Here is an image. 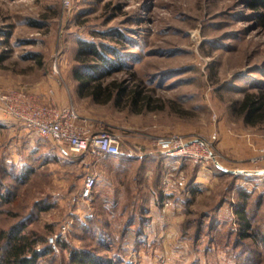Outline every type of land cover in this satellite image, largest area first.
Returning a JSON list of instances; mask_svg holds the SVG:
<instances>
[{
    "label": "rangeland",
    "instance_id": "1",
    "mask_svg": "<svg viewBox=\"0 0 264 264\" xmlns=\"http://www.w3.org/2000/svg\"><path fill=\"white\" fill-rule=\"evenodd\" d=\"M250 1L0 0V89L64 87L122 148L75 155L0 129V264L15 234L28 236L26 256L38 251L31 264H264V176L218 165L242 169L248 138L264 143V123L247 124L236 104L264 92V8ZM82 41L120 65L103 83L142 87L151 108L77 95L73 70L99 62L77 59ZM177 134L204 139L218 162L166 159L155 141Z\"/></svg>",
    "mask_w": 264,
    "mask_h": 264
},
{
    "label": "built area",
    "instance_id": "2",
    "mask_svg": "<svg viewBox=\"0 0 264 264\" xmlns=\"http://www.w3.org/2000/svg\"><path fill=\"white\" fill-rule=\"evenodd\" d=\"M67 6L70 0H67ZM53 73L60 74L57 60L53 63ZM51 97L47 100L40 92L29 90L24 86L0 89V119H13L29 131L43 138L50 139L57 145L68 147L75 155L117 156L122 154L120 138L110 131H97L88 118L81 116L73 104H62L53 98L55 90L49 88ZM216 139V136H214ZM155 145L168 158L193 160L208 164L217 163L216 153L210 145L200 137L188 138L182 135L158 137ZM264 159V153L254 156L251 161L258 164ZM230 170V169H229ZM238 174L262 173L263 170L237 169ZM97 182L96 173L85 176L81 196L89 199ZM52 247L57 250L56 239L50 238Z\"/></svg>",
    "mask_w": 264,
    "mask_h": 264
},
{
    "label": "trees",
    "instance_id": "3",
    "mask_svg": "<svg viewBox=\"0 0 264 264\" xmlns=\"http://www.w3.org/2000/svg\"><path fill=\"white\" fill-rule=\"evenodd\" d=\"M250 4L257 8H264V0H251ZM260 24L264 28V9L258 15ZM77 59L85 62L86 56H94L99 62L84 64L85 67L76 68L73 70V77L77 81L76 91L79 96H88L96 102L107 103L115 101L119 104L126 96V103L130 106H139L140 110L151 108V97L143 94L142 87H125L121 82L112 81L103 83L102 77L109 74L110 71L117 70L120 65L113 59L107 57L105 52L98 48L93 42L82 41L76 54ZM109 71V72H108ZM237 112L244 118V121L249 125L264 123V92H244L243 97L236 102ZM220 168V167H219ZM221 169V168H220ZM224 171L223 169H221ZM225 172V171H224ZM245 201L238 203L235 212L239 218L246 217ZM249 228V222L243 221ZM246 234V232H243ZM14 243L6 256V264H31L38 255L37 250H32L33 256H26L27 245L29 244L26 234H15L13 236ZM86 257V255H85ZM85 261L84 256L80 258ZM93 263H97L92 261ZM105 264V263H104ZM114 264V263H106Z\"/></svg>",
    "mask_w": 264,
    "mask_h": 264
},
{
    "label": "crops",
    "instance_id": "4",
    "mask_svg": "<svg viewBox=\"0 0 264 264\" xmlns=\"http://www.w3.org/2000/svg\"><path fill=\"white\" fill-rule=\"evenodd\" d=\"M21 86H24V87L28 88L29 90L42 93L46 100L49 97H51V95L48 92L49 88H53L55 90V93L53 95L54 99H56L58 102H60L62 104H73V105H75L78 108L81 116L88 118V120H90L93 123V119L91 117L87 116L85 113H83L79 109V107L72 101L71 95L67 94L64 87H58L57 84L56 85L50 84L49 86H46V87L45 86L41 87V86H36V85L35 86L21 85ZM9 88H12V87H9ZM5 125L11 131H15V130L19 131L20 130V133L25 137L26 131L22 127V125L19 124L18 122L14 121L13 119H8V118L4 117V118L0 119V129H2ZM22 139H24V138H22ZM256 140H258V139H256ZM248 142L250 143L251 147L248 148V150L246 152H243V154H245V156H247V162H244V164H243L244 168L245 169L261 170V171L263 170V172L262 173L261 172L260 173H253V174H241V175L242 176H251V177L252 176H264V159L262 161H260L258 164H254L253 162H251V159L254 156H256L260 153H264V143H261V142L257 143V142H255V138L251 139V137L248 138ZM160 153H162V155L165 156L166 159H168V156L164 153V151L160 150ZM138 155L142 157L143 153L138 154ZM117 156H119V155H117Z\"/></svg>",
    "mask_w": 264,
    "mask_h": 264
},
{
    "label": "water",
    "instance_id": "5",
    "mask_svg": "<svg viewBox=\"0 0 264 264\" xmlns=\"http://www.w3.org/2000/svg\"><path fill=\"white\" fill-rule=\"evenodd\" d=\"M219 165V167L221 168V169H223L224 171H226V172H231L232 170H229L228 168H226V167H224L223 165H221V164H218Z\"/></svg>",
    "mask_w": 264,
    "mask_h": 264
}]
</instances>
